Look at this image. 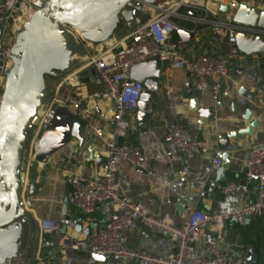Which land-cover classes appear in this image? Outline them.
Listing matches in <instances>:
<instances>
[{"label":"built area","instance_id":"2783aa9c","mask_svg":"<svg viewBox=\"0 0 264 264\" xmlns=\"http://www.w3.org/2000/svg\"><path fill=\"white\" fill-rule=\"evenodd\" d=\"M37 1H0V25L3 26L0 37V62L5 64L4 72L9 66L15 28L37 12ZM224 4L232 9L246 5L264 11V0H178L165 3L159 11L151 13L147 24L138 27L123 41L91 56L86 68L95 71L102 86L100 92L80 98L76 95L72 83L63 82L51 102L43 108L40 124L30 148L31 161L36 157L41 135L54 119L60 106H65L81 122L89 120L92 116L90 101L110 102L116 107L115 129L105 152L106 164L102 166L99 178L76 175L68 181L69 203L83 216H93L108 203L112 205V216L105 225L93 228L86 238L74 240L65 236L66 245L117 263L229 264V254L221 247L226 227L230 224L247 227L253 219L264 215V141L253 147L247 164V178L259 183L255 200L246 199L242 207L235 212H205L191 208L188 210L189 219L186 225L180 227L176 225L173 216H152L144 204L128 202L119 194L118 162H124L136 169H144L146 165L144 152L139 145H118V141L125 138L131 129L129 116L137 112L144 92L143 84L131 79L132 67L154 57L163 61L172 60L179 69L188 74L185 83L187 91L199 94L211 91L213 100L217 102L222 94L223 82L229 75L231 58L238 54V51L234 50L235 34L243 33L264 38V29L236 25L231 15L222 14L219 10ZM210 16L219 19L212 20ZM182 23L194 25V28H188V31L195 34V37L199 36L202 27H208L215 34L216 30H222L232 48L231 57L200 56L189 59L186 55L187 45L173 36L176 31L184 28ZM257 57L264 60V53ZM164 142L173 146L186 159H193L197 154H210L213 150L206 140L190 138L183 122L170 125ZM221 165L222 160L216 158L214 168L218 170ZM151 176L158 178V170L152 171ZM206 185V181L199 182L200 189H204ZM183 188V182L179 179L170 184L168 190L172 197L179 198ZM30 205V200L25 199V206ZM140 225L151 231H163L168 237L157 241L146 240L137 249H128L121 235L135 233ZM76 226L75 222H70L68 228L74 230ZM39 230L44 239L53 238L61 230V224L55 220H41ZM205 230H209L214 237L209 240L205 254L195 257L196 248Z\"/></svg>","mask_w":264,"mask_h":264},{"label":"crops","instance_id":"0c3cea01","mask_svg":"<svg viewBox=\"0 0 264 264\" xmlns=\"http://www.w3.org/2000/svg\"><path fill=\"white\" fill-rule=\"evenodd\" d=\"M1 1V0H0ZM187 13V11H184ZM195 14V13H194ZM212 20L219 19L210 16ZM193 29L191 23L181 24ZM132 32L125 30L116 36L99 51L123 41ZM215 33L208 27H202L201 33L192 42L186 44V55L189 59L200 56H214L218 58L231 57L232 48L224 35L216 38ZM178 39V38H177ZM231 58L229 75L223 82L220 99L215 102L211 91L200 94L204 106L220 103L216 107L215 121L208 122L200 119L197 113L190 112L189 103L183 97L188 79L187 72L179 69L176 63L170 64L161 73L160 90L152 106V120L148 130H143L136 122V113L129 116L131 129L127 136L118 141L119 146L126 143L139 145L145 155L144 169H136L124 162H118L117 182L120 197L131 203L144 204L149 213L155 217L171 215L177 226H185L189 213L180 216L175 204L170 203L172 197L168 187L177 180L183 182V192L179 196L187 202V210L197 208L205 212H235L239 210L246 199L255 200L259 183L249 180L246 176L247 164L253 147L264 141V135L259 130L255 137H246L243 145H236L230 158L231 167L226 174L229 177V186L221 185L215 201L204 200L201 197L199 182L207 184L215 178L217 169L214 161L221 157L217 136L230 133L233 130V121H237L247 109L254 111L253 119H259L264 114V82L260 80V73H253L250 68L253 64L243 54L237 52ZM93 56L89 53L85 65L77 72L70 71L59 81L70 82L75 86L74 91L80 98H87L102 90L96 76L79 79L78 75L87 70L86 66ZM254 59H258L255 57ZM264 70V68H263ZM246 89L244 95L242 89ZM58 89V88H57ZM248 100V104H243ZM235 101L236 112L232 104ZM92 116L83 123V136L86 146L80 149L78 141L54 155L48 163L37 165V183L40 186L36 197H29L28 184L23 196L29 199L27 210L37 220L35 234L26 232L21 256L25 264H138L136 262H96L92 255L75 250L66 245L64 238L70 236L74 240L86 238L90 227L105 225L111 218L113 210L110 203L103 205L93 216H83L77 208L69 203V179L80 175L97 179L100 176L102 165L90 161L88 147L93 143L97 155L105 156L108 144L115 129L114 113L116 107L110 102H89ZM174 122H183L188 135L192 139L206 140L211 146L210 154H197L193 159L184 158L173 146L166 144L164 138L170 125ZM245 124L241 123V127ZM158 170L159 177L154 178L151 172ZM41 220H55L61 224V230L53 238L44 239L39 230ZM70 222L80 223L81 230L70 229ZM92 228V229H93ZM168 235L160 230H149L140 225L133 234H122L121 239L128 249H137L143 241H157L167 238ZM214 236L205 230L196 248L195 257L205 254L208 242ZM52 243V244H51ZM221 247L229 254V264H246L249 252L253 255V262L264 264V215L257 217L247 227L230 224L226 227Z\"/></svg>","mask_w":264,"mask_h":264},{"label":"water","instance_id":"95a60500","mask_svg":"<svg viewBox=\"0 0 264 264\" xmlns=\"http://www.w3.org/2000/svg\"><path fill=\"white\" fill-rule=\"evenodd\" d=\"M178 0H38L37 12L21 23L15 32V41L7 70L0 62V264H25L22 260V246L26 232L35 234L37 220L24 203L26 184L29 181L28 196L36 197L40 186L37 183V165L46 164L58 152L69 147L74 140L80 149L86 146L83 123L76 119L65 106H60L54 119L46 126L40 137L34 161L29 158L32 141L40 124L45 105L49 104L58 88L59 81L70 71L77 72L85 65L91 52L99 50L123 31L133 32L150 20V15L162 5ZM220 12L231 15L236 25L264 29V11L241 5L234 9L221 6ZM17 26V27H18ZM81 33L80 37L71 30ZM3 26L0 25V37ZM216 38L224 35L216 30ZM173 36L188 44L196 37L187 27L176 31ZM235 51L240 52L253 64L249 76L260 73L264 82V60L254 59L264 53V38L243 33L235 34ZM169 60L154 57L138 63L131 69V79L143 84L144 92L136 112V122L148 130L152 120V106L160 90L161 73ZM96 76L92 68L78 75L79 79ZM246 89L241 90L244 95ZM183 97L189 103L192 113L203 121H215L216 107L220 103L204 106L199 93L184 90ZM243 104L247 105L248 100ZM236 112L235 101L232 104ZM254 111L247 109L237 121H233L230 133L218 134L217 144L222 165L215 178L204 189L202 199L215 201L221 185L229 186L226 172L230 169V158L234 147H241L246 137H255L257 130L264 135V114L252 120ZM241 123L245 124L241 127ZM90 161L100 166L106 164L104 156L97 155L93 143L88 147ZM180 216L189 213L187 202L182 198L171 199ZM80 223L76 229L81 230ZM93 227L89 228L88 234ZM99 263H108L104 257L93 255ZM246 264L253 262L249 252Z\"/></svg>","mask_w":264,"mask_h":264},{"label":"bare ground","instance_id":"6f19581e","mask_svg":"<svg viewBox=\"0 0 264 264\" xmlns=\"http://www.w3.org/2000/svg\"><path fill=\"white\" fill-rule=\"evenodd\" d=\"M225 5V4H224ZM212 6V5H211ZM213 7V6H212ZM230 8H231V6H229ZM220 9H221V7H220ZM220 11V10H219ZM71 32L74 34V35H76L77 37H80L81 36V33L79 32V31H77V30H71ZM0 82H3V79H1V81Z\"/></svg>","mask_w":264,"mask_h":264},{"label":"rangeland","instance_id":"374dc122","mask_svg":"<svg viewBox=\"0 0 264 264\" xmlns=\"http://www.w3.org/2000/svg\"><path fill=\"white\" fill-rule=\"evenodd\" d=\"M18 29H19V26L15 28V32H18V31H17ZM90 54H92V53L90 52ZM92 55H93V54H92ZM0 81H1V80H0Z\"/></svg>","mask_w":264,"mask_h":264},{"label":"trees","instance_id":"16d2710c","mask_svg":"<svg viewBox=\"0 0 264 264\" xmlns=\"http://www.w3.org/2000/svg\"><path fill=\"white\" fill-rule=\"evenodd\" d=\"M184 27V26H183Z\"/></svg>","mask_w":264,"mask_h":264}]
</instances>
